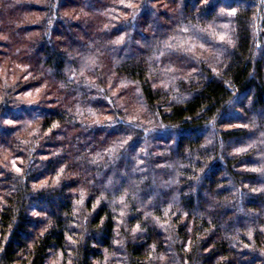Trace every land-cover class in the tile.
<instances>
[{
	"label": "trees",
	"instance_id": "16d2710c",
	"mask_svg": "<svg viewBox=\"0 0 264 264\" xmlns=\"http://www.w3.org/2000/svg\"><path fill=\"white\" fill-rule=\"evenodd\" d=\"M66 1H49L20 61L58 85L61 108H29L31 139L27 126L0 136L21 159V174L2 172L0 264H264V0H83L93 18L77 30ZM0 5L1 18L23 10ZM122 80L145 120L118 110L105 83ZM49 130L59 151L37 161ZM64 166L77 177L32 189Z\"/></svg>",
	"mask_w": 264,
	"mask_h": 264
},
{
	"label": "rangeland",
	"instance_id": "374dc122",
	"mask_svg": "<svg viewBox=\"0 0 264 264\" xmlns=\"http://www.w3.org/2000/svg\"><path fill=\"white\" fill-rule=\"evenodd\" d=\"M13 1L16 5H18V7L22 6L23 10H14L15 18L13 17L12 19H8V15H5L4 18L0 17V104L6 100H9L11 103V109L9 112L5 113L3 116H1L2 114L0 115V136L2 138H6V134H10L14 130H17L23 126H27V128L31 131L29 130V132L26 133L27 135H25L23 138L31 139L33 135H36L37 132L35 133L33 131L37 128L35 123H28L30 121L28 116L31 117L34 111L37 112L35 108L41 109L42 112L45 113L51 112L57 108H61L60 100L56 94V89H59L58 85L55 86L43 78H39L34 73V68L32 66L20 62L21 59H24V56L28 54L29 43L34 38L38 37V35H40L39 28L44 24V20L48 15L46 13V9L50 5V0ZM82 1L83 0H67L65 2L67 8L60 11L63 18L68 21L70 20L72 24L76 25V30L82 20L93 18V15H90L89 13H86L82 9L76 7ZM156 5H158V3ZM161 9H167L169 12H172V9H170L168 5H163ZM0 11L3 14L4 10L2 5H0ZM15 29H22L23 32L20 34H15ZM15 50L16 52L14 54ZM13 56H17L16 58H18V60L14 59ZM110 82L111 81H106L105 86L111 91L113 95L112 98L115 103H117L118 110L122 111L123 115L131 114L134 115L133 117L136 119L139 117L142 120H145L143 115L146 116L147 111H145L142 106L138 105V103L133 100L134 91L137 92L136 85L128 80H122L119 83ZM30 107H33L31 108L33 110L32 113L30 112ZM42 112H40V114H42ZM26 115H28L27 118ZM43 115L44 116L40 115V117L43 118L46 116L45 114ZM34 117H37V115ZM40 117L38 118L40 119ZM25 119L28 120L26 121ZM41 120L37 122L41 123ZM242 125L235 124L233 126L240 127ZM229 128H231V126L224 127V129ZM42 134L43 137L41 140L39 139L40 149L41 147L45 149L42 150V153H38L37 161H49V159L54 156V153L59 150H56L54 146L50 144L45 145V147L43 146V143L47 141V138L52 134L51 130ZM157 145L160 147H158L157 151L154 153V156L158 155L164 157L165 153L163 150L167 148V144L158 143ZM249 145H251V143L241 146L239 149H236L235 153L241 154L239 153V150H246L245 148ZM0 150L4 151L0 152V202H3L4 197L11 192V189H8L11 187L9 182L6 181L7 177H5L2 172L4 169H6L10 173L12 172L21 174L19 167L21 159L14 157L11 150L7 148L3 149L0 147ZM141 164L143 165L144 162H141ZM67 167L68 166L62 167L57 176L46 175L42 178L38 177V180L31 183L32 189L39 190L48 188L49 186L58 185L61 180L76 178V173L68 172ZM158 167L165 168L166 165L160 163ZM101 199L103 200V198L97 199L96 204H99ZM84 202L85 201H83V203ZM44 209V207H39V210L37 211L35 209L34 216L41 217L42 219L47 218ZM170 256L171 255H164L163 262L167 261ZM124 258V255L112 254L111 257L107 256L108 260L104 264H108L110 260H112V264H125ZM243 259H245L244 261H246V264H260L259 260L254 262L252 259H246V257H243ZM49 264L72 263L70 261L65 262L63 255L58 253L57 256H54L49 260Z\"/></svg>",
	"mask_w": 264,
	"mask_h": 264
}]
</instances>
